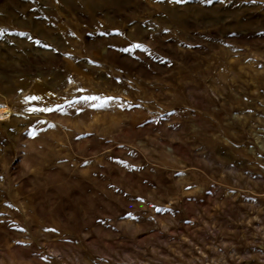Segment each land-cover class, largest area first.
I'll use <instances>...</instances> for the list:
<instances>
[{
  "label": "rangeland",
  "instance_id": "374dc122",
  "mask_svg": "<svg viewBox=\"0 0 264 264\" xmlns=\"http://www.w3.org/2000/svg\"><path fill=\"white\" fill-rule=\"evenodd\" d=\"M0 105V264H264V0H0Z\"/></svg>",
  "mask_w": 264,
  "mask_h": 264
},
{
  "label": "bare ground",
  "instance_id": "6f19581e",
  "mask_svg": "<svg viewBox=\"0 0 264 264\" xmlns=\"http://www.w3.org/2000/svg\"><path fill=\"white\" fill-rule=\"evenodd\" d=\"M9 114V109L7 107L0 105V119L6 118Z\"/></svg>",
  "mask_w": 264,
  "mask_h": 264
},
{
  "label": "snow or ice",
  "instance_id": "6c2138e0",
  "mask_svg": "<svg viewBox=\"0 0 264 264\" xmlns=\"http://www.w3.org/2000/svg\"><path fill=\"white\" fill-rule=\"evenodd\" d=\"M136 47H140V45H136ZM32 99H36V98H32ZM85 100H96V99H99L98 97H85L84 98ZM108 99H112V98H108ZM33 111H53V109L49 108V109H33Z\"/></svg>",
  "mask_w": 264,
  "mask_h": 264
},
{
  "label": "crops",
  "instance_id": "0c3cea01",
  "mask_svg": "<svg viewBox=\"0 0 264 264\" xmlns=\"http://www.w3.org/2000/svg\"><path fill=\"white\" fill-rule=\"evenodd\" d=\"M88 4V3H87ZM88 6H90V4H88Z\"/></svg>",
  "mask_w": 264,
  "mask_h": 264
}]
</instances>
